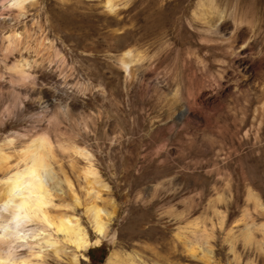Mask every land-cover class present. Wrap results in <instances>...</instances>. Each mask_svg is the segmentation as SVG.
Wrapping results in <instances>:
<instances>
[{
	"label": "rangeland",
	"instance_id": "rangeland-1",
	"mask_svg": "<svg viewBox=\"0 0 264 264\" xmlns=\"http://www.w3.org/2000/svg\"><path fill=\"white\" fill-rule=\"evenodd\" d=\"M114 1L109 11L103 0H27L19 12L0 0L7 165L44 131L61 178L50 213L74 216L89 239L93 196L111 213L108 234L87 250L60 235L57 252L29 238L14 252L29 263L16 264H106L112 251L114 264H264L239 233L264 223V0ZM9 33L19 37L5 51ZM127 48L130 74L119 61ZM23 58L26 77L11 68ZM89 165L97 182L84 177ZM97 246L102 260L88 255Z\"/></svg>",
	"mask_w": 264,
	"mask_h": 264
},
{
	"label": "bare ground",
	"instance_id": "bare-ground-1",
	"mask_svg": "<svg viewBox=\"0 0 264 264\" xmlns=\"http://www.w3.org/2000/svg\"><path fill=\"white\" fill-rule=\"evenodd\" d=\"M26 1L27 0H8L7 6L16 7L19 12H22ZM103 5L109 11H112L116 4L114 0H103ZM18 37L16 33H9V35H6V37H4L6 39L4 50L8 51L18 40ZM133 60L136 59L132 50L130 48L124 49L122 55L119 57V61L127 74L131 72L130 63ZM27 64H29V62L23 58L17 60L11 68L21 77H26L29 74V71L27 72L25 70ZM43 132L36 134L27 142L24 148L20 149L19 155L17 154L16 162H13L14 165L12 163V168L10 164L7 165L8 157L11 154L8 155V153H4L1 148L3 144L0 143V168L6 169L5 177L0 179V264H16L25 261V259L18 261L14 252L18 246L25 243H29L28 245H30L32 241L28 242L29 238H35L38 245H40V240L43 242H41L42 245H54L53 248L55 247V252H57L61 250V246H56L57 236L59 235L62 241L73 244L76 249L87 250L90 245L98 244L101 238L108 234L107 228L109 230V226L107 227V219L111 213L107 212V219L104 218L105 215H102V205L100 206L93 202L97 194H93L95 195L93 196L94 200H91L92 202H89L90 204H85L88 217L93 223L94 230L97 233L94 239H89L87 237L84 227L74 216L63 213L53 215L50 213V210H48V204L50 205L52 203L51 192L53 195V189L51 190V188L53 186L54 189L56 188L55 191L57 189L60 190L61 185L59 179L61 178H56L57 171L55 172L52 166L54 164H52V161L55 159L53 144L46 133ZM12 139L13 137L5 139V145H8V143L10 144V142L13 143ZM60 144L61 147L63 145L65 146L61 149L68 150L66 149V142ZM72 148L74 152L83 155V157L87 156V152L83 148H78L76 145L72 146ZM16 152L18 153V151ZM95 172L96 171L89 165L84 169V177L86 178L87 175H92L94 176L93 181L97 182L98 177ZM63 181L67 183L66 185H70L68 176L64 177ZM90 181L89 178V182ZM50 182L52 185L49 187L48 184ZM93 184H95V182ZM57 186H59V188ZM86 187L88 188V186ZM91 188L89 190H91ZM247 196L253 200L256 207L260 206L262 208V203L255 192L249 191ZM72 198L78 199L77 196ZM105 211L106 210H104V212ZM32 223L34 226L27 227ZM247 223L239 231L242 241L247 245L254 244L258 250L264 253V223L259 225ZM255 230L260 231V238L255 237ZM227 241L230 245V249H232L233 242L231 235L227 238ZM199 251L202 257L205 258L207 254L211 252V249L206 246L202 249L199 248ZM189 252L191 255H196V250L189 249ZM117 253L116 251L110 252L106 258V264L116 263L118 259ZM74 255L72 256V260L76 259ZM25 262L29 263V261ZM131 264L134 263L131 262Z\"/></svg>",
	"mask_w": 264,
	"mask_h": 264
},
{
	"label": "trees",
	"instance_id": "trees-1",
	"mask_svg": "<svg viewBox=\"0 0 264 264\" xmlns=\"http://www.w3.org/2000/svg\"><path fill=\"white\" fill-rule=\"evenodd\" d=\"M97 250H100V251H101V255H100V257H99V260H102V259L105 257L106 252H105V250L103 249V247H101V246H97V247H94V248L90 249L89 252H88V255H89V257H90L91 259H94V254H93V252H94V251H97Z\"/></svg>",
	"mask_w": 264,
	"mask_h": 264
}]
</instances>
